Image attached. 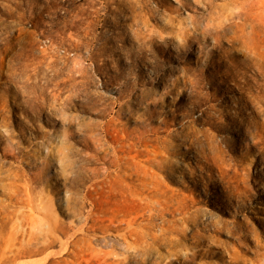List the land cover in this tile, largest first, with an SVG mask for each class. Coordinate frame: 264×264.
<instances>
[{
  "label": "rangeland",
  "instance_id": "obj_1",
  "mask_svg": "<svg viewBox=\"0 0 264 264\" xmlns=\"http://www.w3.org/2000/svg\"><path fill=\"white\" fill-rule=\"evenodd\" d=\"M55 263L264 264V0H0V264Z\"/></svg>",
  "mask_w": 264,
  "mask_h": 264
},
{
  "label": "bare ground",
  "instance_id": "obj_2",
  "mask_svg": "<svg viewBox=\"0 0 264 264\" xmlns=\"http://www.w3.org/2000/svg\"><path fill=\"white\" fill-rule=\"evenodd\" d=\"M126 243V242H125ZM107 245V244H106ZM123 247V246H122ZM66 254V253H65ZM68 254V253H67ZM61 257V256H60ZM7 262H9L8 260H7ZM56 264V263H55Z\"/></svg>",
  "mask_w": 264,
  "mask_h": 264
}]
</instances>
